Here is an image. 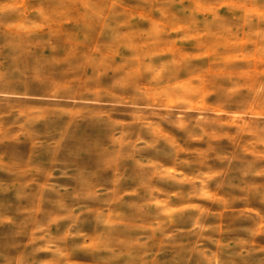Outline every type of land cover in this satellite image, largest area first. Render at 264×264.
I'll list each match as a JSON object with an SVG mask.
<instances>
[{
	"label": "rangeland",
	"instance_id": "obj_1",
	"mask_svg": "<svg viewBox=\"0 0 264 264\" xmlns=\"http://www.w3.org/2000/svg\"><path fill=\"white\" fill-rule=\"evenodd\" d=\"M221 2L0 0V264H264V24Z\"/></svg>",
	"mask_w": 264,
	"mask_h": 264
},
{
	"label": "clouds",
	"instance_id": "obj_2",
	"mask_svg": "<svg viewBox=\"0 0 264 264\" xmlns=\"http://www.w3.org/2000/svg\"><path fill=\"white\" fill-rule=\"evenodd\" d=\"M254 2L259 11L255 15H253L251 20L248 21L247 23H251L253 25L264 24V0H254ZM230 5H231V0H223V2L219 3L217 10H219V8H229L231 10ZM245 15L247 14L245 13ZM260 31H264V29H257L253 34L258 35ZM217 114L219 115L220 113ZM262 227H264V225H262ZM45 250H49V249H45ZM61 255H63V253H61Z\"/></svg>",
	"mask_w": 264,
	"mask_h": 264
},
{
	"label": "bare ground",
	"instance_id": "obj_3",
	"mask_svg": "<svg viewBox=\"0 0 264 264\" xmlns=\"http://www.w3.org/2000/svg\"><path fill=\"white\" fill-rule=\"evenodd\" d=\"M140 53V52H139ZM142 61V60H141ZM129 76V75H128ZM98 90V89H97ZM249 167V166H248ZM243 169H244V167H243ZM249 172V171H248ZM197 173V172H196ZM239 176V175H238ZM239 179V178H238ZM239 190V189H238Z\"/></svg>",
	"mask_w": 264,
	"mask_h": 264
}]
</instances>
